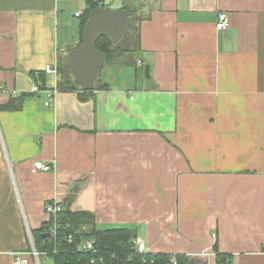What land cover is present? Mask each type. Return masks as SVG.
<instances>
[{
    "label": "crops",
    "instance_id": "obj_1",
    "mask_svg": "<svg viewBox=\"0 0 264 264\" xmlns=\"http://www.w3.org/2000/svg\"><path fill=\"white\" fill-rule=\"evenodd\" d=\"M92 4L135 17L138 46L105 89L49 102ZM51 202L150 254L264 264V0H0V264H48L31 232Z\"/></svg>",
    "mask_w": 264,
    "mask_h": 264
},
{
    "label": "trees",
    "instance_id": "obj_2",
    "mask_svg": "<svg viewBox=\"0 0 264 264\" xmlns=\"http://www.w3.org/2000/svg\"><path fill=\"white\" fill-rule=\"evenodd\" d=\"M98 8L92 4L88 9L83 20L82 27L86 23L88 15L94 9ZM83 32V30H82ZM135 40L130 48H123L122 44L126 40ZM81 40V39H80ZM138 22L135 17H129L126 21V30L123 37L117 44H113L108 37H100L95 42L98 51L106 56L105 65L113 64L117 55L127 51L132 52L138 46ZM81 41L78 45L80 46ZM59 81L56 86L57 92H78L80 101H85L91 97L92 92H84L78 85L75 77L70 72L66 62L60 63L57 67ZM43 88V87H41ZM106 86L99 80L97 89H105ZM10 100L2 107L5 110H18L20 100ZM17 104L16 106H14ZM55 225V234L47 232L48 228ZM46 234H49L47 237ZM35 252L38 253V259H50L52 264H173L174 258L176 264H189L184 255H166V254H139L136 251L134 241L136 235L128 229H110L97 230L94 227L93 216L89 213H72L64 205L62 211L43 225L39 230L31 232ZM71 236V240H69ZM92 242V249L82 251L79 246L84 241ZM215 264H231V257L219 253L214 248Z\"/></svg>",
    "mask_w": 264,
    "mask_h": 264
},
{
    "label": "water",
    "instance_id": "obj_3",
    "mask_svg": "<svg viewBox=\"0 0 264 264\" xmlns=\"http://www.w3.org/2000/svg\"><path fill=\"white\" fill-rule=\"evenodd\" d=\"M129 15L123 9L111 10L103 7L94 9L88 15L80 46L70 49L67 54L69 70L84 92L96 90L98 74L106 62L105 54L95 47L96 40L108 37L113 44H117L125 33ZM147 70L146 67L145 75Z\"/></svg>",
    "mask_w": 264,
    "mask_h": 264
},
{
    "label": "built area",
    "instance_id": "obj_4",
    "mask_svg": "<svg viewBox=\"0 0 264 264\" xmlns=\"http://www.w3.org/2000/svg\"><path fill=\"white\" fill-rule=\"evenodd\" d=\"M76 16L78 17L79 14H76ZM229 27V20H228V16L224 13H220L217 17V21L214 25L215 31L217 32H225L227 30V28ZM45 71H53L56 72V68L48 65L45 67ZM32 93H39L40 89L38 86H33L31 89ZM57 94L56 89L53 90H48L47 91V96H48V100L49 102L54 100L55 95ZM48 104V102L46 103ZM33 167L36 170L42 171V172H48L51 170V166L48 165L47 163H43V162H36L33 164ZM62 211V207L59 203L57 202H51L48 203L45 206V212L51 216V217H55L58 213H60ZM47 232H52L53 234H55V225H53V227L48 228ZM69 240H71V236H69ZM135 244V248L137 253L139 254H147V250L145 247V244L143 243V241L136 239L134 241ZM79 248L82 251H88L92 249V242L91 241H84L80 244ZM32 255L35 259H37L38 253L35 252L34 250L32 251ZM171 262L173 264H176L175 259L172 258ZM15 264H28L27 260L25 258H22L19 254L15 255Z\"/></svg>",
    "mask_w": 264,
    "mask_h": 264
},
{
    "label": "rangeland",
    "instance_id": "obj_5",
    "mask_svg": "<svg viewBox=\"0 0 264 264\" xmlns=\"http://www.w3.org/2000/svg\"><path fill=\"white\" fill-rule=\"evenodd\" d=\"M126 40H127V39H125V41L123 42V44H122L123 46H122V47H123V48H130V47H132L133 44H134V42H135V40H134V38H133V34H132V38H131L130 41H127V42H126ZM62 63H63V62H62ZM114 82H115V81H114ZM114 82H113V83H114ZM37 257H38V256H37ZM35 260H36V261H39L38 258L35 259ZM46 261H48V264L51 263V260L48 259V258L46 259Z\"/></svg>",
    "mask_w": 264,
    "mask_h": 264
}]
</instances>
